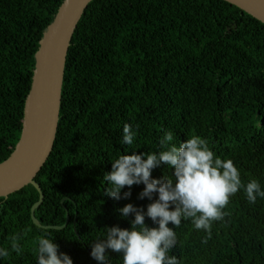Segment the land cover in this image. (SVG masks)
I'll return each instance as SVG.
<instances>
[{"label":"trees","instance_id":"16d2710c","mask_svg":"<svg viewBox=\"0 0 264 264\" xmlns=\"http://www.w3.org/2000/svg\"><path fill=\"white\" fill-rule=\"evenodd\" d=\"M63 2L0 0V163L19 141L35 55ZM125 124L136 132L131 146ZM165 131L177 144L200 136L242 183L264 189V25L223 0H93L67 52L53 148L35 177L43 201L32 211L40 199L32 185L0 197V248L9 251L0 264H35L42 235L73 264H97L90 244L104 227L130 226L132 216L115 210L152 202L138 199L142 184L128 199L106 196L110 162L159 151ZM171 174L161 164L151 176ZM223 211L210 238L182 221L169 255L179 264H264V199L250 204L241 189Z\"/></svg>","mask_w":264,"mask_h":264},{"label":"clouds","instance_id":"9594fccd","mask_svg":"<svg viewBox=\"0 0 264 264\" xmlns=\"http://www.w3.org/2000/svg\"><path fill=\"white\" fill-rule=\"evenodd\" d=\"M135 138L136 132L125 124L122 143L131 146ZM158 144L159 151L121 154L110 162V171L103 176L106 196L113 201L128 199L131 187L142 184L138 199L152 202L143 209L128 203L115 210L123 219L132 216L130 226L104 227L102 236L90 244L89 255L97 264H111L109 251L118 254L120 264H179L177 257L169 253L177 242L174 229L182 221H190L194 229L203 230L210 238L213 222L224 219L223 210L238 191L243 190L250 204L264 199V189L257 180L242 183L233 161L216 156L200 136L177 144L174 134L165 131ZM161 164L172 169V174L152 178V170ZM126 187L129 191L122 193ZM146 218L155 227H149ZM13 247L20 254L19 245ZM34 251L35 264H73L70 256L60 252L47 235L37 239ZM8 255L7 249L0 248V258Z\"/></svg>","mask_w":264,"mask_h":264},{"label":"water","instance_id":"95a60500","mask_svg":"<svg viewBox=\"0 0 264 264\" xmlns=\"http://www.w3.org/2000/svg\"><path fill=\"white\" fill-rule=\"evenodd\" d=\"M92 1L64 0L44 33L35 55V67L25 100L19 141L9 158L0 163V197L8 198L11 194L32 185L40 194V199L32 211L43 201V194L35 182V177L53 148L67 52L77 24ZM223 1L264 25V0ZM32 218L39 226L33 215Z\"/></svg>","mask_w":264,"mask_h":264}]
</instances>
